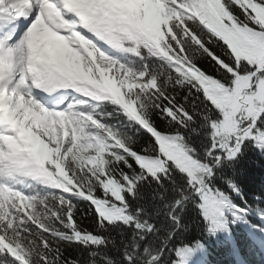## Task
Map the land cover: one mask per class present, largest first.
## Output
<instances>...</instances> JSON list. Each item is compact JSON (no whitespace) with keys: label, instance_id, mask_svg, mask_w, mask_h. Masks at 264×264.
I'll return each instance as SVG.
<instances>
[{"label":"trees","instance_id":"16d2710c","mask_svg":"<svg viewBox=\"0 0 264 264\" xmlns=\"http://www.w3.org/2000/svg\"><path fill=\"white\" fill-rule=\"evenodd\" d=\"M219 2L233 43L264 42V0ZM101 3L112 19L113 39L141 57L118 58L121 67L131 75L145 73L154 87L124 98L90 88L102 104L80 110L112 138L100 169L68 159L56 163V170L48 167L57 192L32 183L8 160L13 180L0 173V181L25 194L30 206H17L14 195L0 199V264H240L227 236L244 264H264V103L250 121V138L227 139L214 132L223 113L207 96L208 85L231 92L235 80L251 75L238 102L237 132H243L250 125L240 122L247 119L245 97L264 82V60L242 48L235 58L229 42L188 15L180 14L156 35L150 30L158 27L156 19L138 0H116L111 11L107 0ZM71 74L61 81L67 83ZM164 139L176 140L199 168H178L163 150ZM138 158L160 161L162 169L150 173ZM107 180L113 187L105 193ZM101 208L120 212L124 220L102 219Z\"/></svg>","mask_w":264,"mask_h":264},{"label":"rangeland","instance_id":"374dc122","mask_svg":"<svg viewBox=\"0 0 264 264\" xmlns=\"http://www.w3.org/2000/svg\"><path fill=\"white\" fill-rule=\"evenodd\" d=\"M77 2L78 6L87 9L91 20H99L95 13L97 11L98 0H74ZM82 1H84L82 3ZM113 1V0H112ZM145 12L149 13L151 16L156 18L158 28L163 25L169 24L170 22L178 19L181 13L192 16L190 8L203 7V4L210 7L212 6V12L221 15L223 17L222 23L226 21V16L224 10L219 1L215 0H138ZM87 2V4H86ZM89 2L91 5H89ZM204 8V7H203ZM201 13V12H200ZM202 14V13H201ZM44 25L41 21L40 14L38 15L33 23L36 27L38 24ZM97 23V22H96ZM220 23V22H219ZM225 24V23H224ZM226 25H222L219 28V34L222 37H226ZM156 35L159 34V29L156 27L150 28ZM43 35L47 36V41H49V31L44 32ZM228 35V34H227ZM181 39H187L184 33L181 34ZM229 39V38H228ZM57 43L58 46L54 48L48 54H44L45 61L40 63V68L44 71L47 69L49 72V82L45 81L47 84H56L57 79L52 76V72H56V69H60L59 72L62 74H68L69 71L72 72L71 81H80L83 85H94L99 84L100 87L104 88L107 92H112L119 98H124L130 95L135 90H145L152 89L154 84L152 82L146 81V76L144 74L131 75L126 69L122 68L114 58H111L103 53H100L95 46L88 45L82 37H76L73 39H61L56 38V40L50 41L53 45ZM232 55L236 58L237 49L244 50L247 54L253 56L254 58L261 60L264 58V42L262 41H252L243 46H237L236 43L231 42ZM237 47V48H236ZM84 49L92 56L87 57ZM13 52L16 54L14 62H6L0 64V70L4 69H14L15 72L21 71V62L23 60L22 49H14ZM85 65L92 66L95 70L93 77L89 71L84 74L78 72L79 69L86 70ZM58 71V70H57ZM57 73V72H56ZM46 77L47 72H46ZM200 82V81H199ZM252 82V76H247L245 78H240L234 81L231 86V92L223 86L207 87L208 99L212 102L216 109L223 113V122L220 126L214 127V132L216 135L223 136L224 138H229L234 136H242L245 139L250 138L252 134L251 123L254 117L259 113L261 106L264 103V82L258 84L254 92L251 95L245 97V101H249V107L245 106L244 117L245 120L240 122L246 125L248 122L250 125L245 127L243 132L238 131L237 114L239 112V97L242 91H248L249 86ZM5 82L0 75V85H4ZM16 87L20 89L24 88V84L19 80ZM235 89L237 95H233V90ZM0 90L3 92L4 89L0 86ZM16 93L13 99L20 101L21 105L33 106L35 107V121L26 120L28 126L23 125L24 122H18L17 134H12L5 137V143L0 140V163L5 155V150L11 151L16 157H24V165L28 166V172L34 173L33 170L38 168H44L45 166L54 167L57 163V159L60 165L63 164L65 160H69L73 164L85 165L90 168H101L100 157L104 154V145L107 139H111L112 135L110 131L99 126L91 117L90 114L76 115L74 113L73 105H70L65 112L63 118L66 120H60L56 113L52 115H47L46 111L42 109L32 98L28 96L27 90H22ZM84 96H94V93L85 91ZM14 93V92H13ZM83 95V94H82ZM12 95L8 96L10 98ZM243 102V101H241ZM243 106V105H242ZM246 110V111H245ZM63 116V114H62ZM27 117V116H26ZM24 120V119H23ZM63 123V124H62ZM24 127L25 131H21L20 127ZM236 130V132H235ZM163 150H165L169 160L173 162L178 168L185 171L186 173H191L190 171L196 170L199 166L188 158L181 145L172 139H164ZM137 161L140 164L148 166L150 173H157L162 169L160 161L142 159L138 158ZM23 162V161H22ZM43 187H49V179L44 174H36V177L32 179ZM107 184L103 188L106 193L110 190L111 185ZM200 185V183H197ZM113 187V186H112ZM6 193L0 188V197H3ZM116 201L120 202V195L116 194ZM18 205L22 207L30 206L27 197L19 196ZM99 216L106 221L113 220H124L122 214L118 211L110 209H99ZM188 252V250H187ZM182 254L180 253L179 256ZM174 264H182L176 262Z\"/></svg>","mask_w":264,"mask_h":264},{"label":"bare ground","instance_id":"6f19581e","mask_svg":"<svg viewBox=\"0 0 264 264\" xmlns=\"http://www.w3.org/2000/svg\"><path fill=\"white\" fill-rule=\"evenodd\" d=\"M208 5H210V7H208V6H206V5H204L203 4V7H201L202 9L200 10L199 8H196V10L197 11H199V14H200V16H201V18H200V20L203 22V24L208 28V29H210L211 31H213V32H220L219 31V28H220V26H222V22L221 23H219L220 21L219 20H217L216 19V17H215V13L214 12H212V6H211V4H209L208 3ZM47 12H49V11H47ZM202 14H201V13ZM1 15V14H0ZM9 25V22H8V24L6 25V26H8ZM8 29H6V30H9V31H11V30H13V28H15V25H13L12 27H7ZM7 36V35H6ZM30 45H32V43L30 42ZM113 47L114 48H116V49H119V47H118V45H115V44H113ZM30 48V47H29ZM6 49V48H5ZM33 59L31 58H29L28 60H27V65H30V62L32 61ZM34 86L36 87V88H40L41 86L38 84V83H35L34 84Z\"/></svg>","mask_w":264,"mask_h":264},{"label":"water","instance_id":"95a60500","mask_svg":"<svg viewBox=\"0 0 264 264\" xmlns=\"http://www.w3.org/2000/svg\"><path fill=\"white\" fill-rule=\"evenodd\" d=\"M234 91H235V89H234ZM235 95H237L236 92H235Z\"/></svg>","mask_w":264,"mask_h":264}]
</instances>
